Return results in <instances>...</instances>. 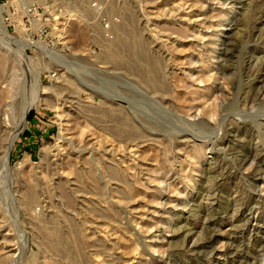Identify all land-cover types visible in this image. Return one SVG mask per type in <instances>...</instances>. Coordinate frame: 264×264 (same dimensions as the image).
<instances>
[{
	"label": "rangeland",
	"instance_id": "obj_1",
	"mask_svg": "<svg viewBox=\"0 0 264 264\" xmlns=\"http://www.w3.org/2000/svg\"><path fill=\"white\" fill-rule=\"evenodd\" d=\"M263 77L264 0H0V264H264Z\"/></svg>",
	"mask_w": 264,
	"mask_h": 264
},
{
	"label": "bare ground",
	"instance_id": "obj_2",
	"mask_svg": "<svg viewBox=\"0 0 264 264\" xmlns=\"http://www.w3.org/2000/svg\"><path fill=\"white\" fill-rule=\"evenodd\" d=\"M3 30H4V27H3ZM5 32H6V29H5ZM251 55V54H250ZM230 58V57H229ZM250 60V59H249ZM263 76V75H262ZM264 78V77H263ZM263 93V92H262ZM26 116H27V112L26 113H24L23 115H22V119H21V122H19L20 124H21V129H22V125H24L25 123H26ZM21 132V131H20ZM16 138V137H15ZM11 145H12V143H11ZM11 145H10V147L9 148H11ZM9 148H8V150H9ZM8 157V156H7ZM7 157H6V159H7ZM6 162H8L7 160H6Z\"/></svg>",
	"mask_w": 264,
	"mask_h": 264
}]
</instances>
